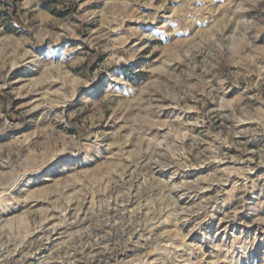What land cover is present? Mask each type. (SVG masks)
<instances>
[{"label": "rangeland", "instance_id": "obj_1", "mask_svg": "<svg viewBox=\"0 0 264 264\" xmlns=\"http://www.w3.org/2000/svg\"><path fill=\"white\" fill-rule=\"evenodd\" d=\"M0 264H264V0H0Z\"/></svg>", "mask_w": 264, "mask_h": 264}]
</instances>
